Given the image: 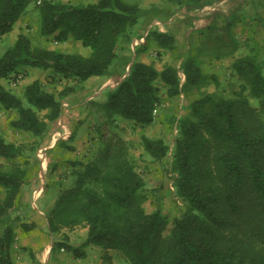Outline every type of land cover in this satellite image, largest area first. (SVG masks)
Masks as SVG:
<instances>
[{"label":"trees","instance_id":"obj_1","mask_svg":"<svg viewBox=\"0 0 264 264\" xmlns=\"http://www.w3.org/2000/svg\"><path fill=\"white\" fill-rule=\"evenodd\" d=\"M31 1L0 0V38L13 31ZM176 1L177 6L185 7L195 0ZM39 12L43 36H52L58 43L73 39L92 52L83 55L35 45L26 32H20L0 54V106L17 112L12 122L15 128L44 137L62 115L63 99L75 90V86L66 85L55 92L36 79L26 85L21 97L7 88L4 80L26 71L23 67L51 70L55 80L81 84L112 76L111 67L117 61L129 66L115 86L102 88L104 115L110 123L119 117L141 129L154 123L162 102L158 82L171 98L182 92L177 67L158 69L124 53L135 27L147 13L139 4L127 0L88 4L42 0ZM152 35L160 47L171 38L158 32ZM233 69L242 81L239 98L206 94L192 101L188 113L179 120L171 169L176 193L185 202L186 211L173 220L170 232L164 233L168 221L162 211L149 213L140 202L146 180L130 160L127 143L119 139L97 160L74 162L81 167L74 172V186L46 178V193L39 207L45 209L49 233L80 226L88 229L80 246L54 241L51 255L64 245L61 250L67 248L75 258L85 259L86 248L96 246L118 250L130 264H264V122L245 95L256 99L264 111V70L252 55L237 59ZM183 74L191 85L203 76L194 59L185 62ZM41 112H45L43 116ZM69 140H58L53 149L60 143L71 148L66 142ZM141 140L155 160L164 159L171 151L163 138L142 135ZM24 146L7 141L0 133V158L8 160L0 165V187L5 191L0 200V264H14L15 260L17 234L10 219L20 208L29 181L28 162H20ZM51 163L56 166V162ZM52 188L59 193L54 204L46 206ZM19 225L25 233L37 227L27 220ZM57 257L54 260L52 255L54 261ZM31 259L33 264H40L34 254Z\"/></svg>","mask_w":264,"mask_h":264},{"label":"rangeland","instance_id":"obj_2","mask_svg":"<svg viewBox=\"0 0 264 264\" xmlns=\"http://www.w3.org/2000/svg\"><path fill=\"white\" fill-rule=\"evenodd\" d=\"M62 1L88 4L97 0ZM127 1L139 4L147 13L140 19L142 23L135 27L124 53L131 54L135 49L140 50L142 45L135 48L133 42L145 36L146 31L150 32L146 38L150 36L155 39V36H151L153 32L169 34L171 38L161 49H157L155 45L148 47L152 50L155 67L162 69L166 65H173L179 69L184 88L180 95L171 98L167 94V88L158 82L163 95L162 102L155 111L154 123L141 129L119 117L114 118L110 124L104 119L106 97L102 88L107 84L114 86L118 79L107 81L108 79H102L101 76L77 84L74 80H55L51 70L32 68L4 80L5 86L21 97H24L26 85L36 79L40 80L45 88L55 92H60L66 85L75 86V90L63 99L62 115L52 123L44 137H35L15 128L12 122L18 117L17 112L4 110L0 106V133L7 141L25 145V155L20 158V162H28L26 165L30 168L29 181L21 196L20 208L11 213L10 219L17 234L13 250L18 256L25 253L29 258L31 254L36 258L38 253L42 257L48 254V248L54 241L69 242L75 246L83 244L87 236L83 226L64 229L66 231L52 235L45 227L25 233L21 230L19 222L30 221L31 211L35 210L36 204L40 205L45 196L47 179L54 182H57V179L63 180L68 187L74 186V172L81 169L78 165L74 166V162L81 160L88 163L97 160L119 139L127 143L130 160L146 180L140 202L149 213L156 209L162 211L168 221L164 233L168 234L173 220L186 211L185 202L176 193L174 172L171 169V154L179 120L188 113L192 101L206 94H218L226 98L240 97L238 93L241 91L242 81L233 69L237 59L252 55L262 63L264 70V0H195L193 5L197 6L189 7L190 11L186 8L179 10L176 0ZM40 4L42 0H32L21 18V24H15L12 32L0 38V54L16 41L19 30L26 32L35 45L51 46L83 55L92 52L90 47L73 39L57 43L52 36H43L40 30ZM153 5L161 6V11H155ZM213 6L216 7L214 11L211 9ZM156 14L158 15L155 20L159 23L153 24L151 20ZM150 24L152 26L149 28ZM188 59H194L203 74L196 85L187 84L183 74V65ZM245 95L249 99V106L256 110L264 122V111L258 101L248 96V93ZM44 113L41 112V116ZM142 135L154 139L163 138L170 145L169 155L162 160L153 159L142 144ZM69 138L66 142L71 148L60 143L53 149L58 140ZM7 162L5 158H0V165ZM51 162H56V166L53 167ZM57 195L55 188H52L46 206H51ZM4 196L5 191L0 187V200ZM62 247L65 246H58L57 253L52 254L54 260L56 254H60L55 264H130L118 250L87 247L88 258L77 259L67 248L61 250Z\"/></svg>","mask_w":264,"mask_h":264},{"label":"crops","instance_id":"obj_3","mask_svg":"<svg viewBox=\"0 0 264 264\" xmlns=\"http://www.w3.org/2000/svg\"><path fill=\"white\" fill-rule=\"evenodd\" d=\"M193 6L195 7L197 5H193L191 3V4L186 5L185 7H183V6L182 7H179V10L183 11V9L186 8L187 10L190 11L189 7L191 8ZM152 8L155 11L156 10L161 11L160 9L162 7L161 6H157V5H153ZM211 9L214 11V9H216V7L213 6ZM157 15L158 14H156V15H154V17H152L151 22L153 24L159 23L157 20H155V19H157V17L155 18V16H157ZM21 21L22 20L19 19V21H17L16 25H20L21 24ZM141 23H142V21L139 23V25ZM146 26L147 25H145L144 27L146 28ZM150 26H152V24L149 25V28H150ZM141 31L145 32L146 29H141ZM20 32H24V31L23 30L22 31L19 30V32L17 33V37H18V35H19ZM145 33H147V34H144L147 37L150 32L149 31H146ZM151 36H152V34H151ZM142 37H144V36H142ZM146 37H145L144 42L141 44L142 46L140 45L141 46L140 47V50H136L135 49L131 54L130 53L129 54L126 53V54H128V55L131 56L132 60H137V61H141V62H145V63H153V58H152V53H151L152 50H150V48L148 46L149 45H155L157 47V49H161L162 47L159 46L158 42L154 38H152V37L149 36V38H150L149 39V38H146ZM47 47L53 48L51 46H47ZM128 68H129V66L128 67H124V66L121 65V63H119L117 61L111 67V71L114 74L112 76H108V75L107 76H104V78H105V80L108 79L107 81H110V80L116 81L117 79L119 81L120 79H122L126 75V70L128 72ZM23 69L28 70V71L32 70L31 67H23ZM104 78L102 77V79H104ZM118 81H117V83H118ZM104 119H106V118L104 117ZM106 122H108V124H110V122L108 120H106ZM55 190L57 191V193H59V190L57 188ZM54 202H55V200L53 201V204H54ZM30 216H31V219L28 222H35L37 224V227L34 230H36V229L37 230H41V229H44V227L47 228V220H46V217H45V209L44 208H42L41 206L39 207V205L36 204L35 210L31 211V215ZM65 229H67V228H65ZM87 230H88L87 227H85L86 234H87ZM64 231H66V230H64ZM89 247H93V246H89ZM51 248H52V245L48 248V254H44L42 257L37 253L36 260L40 264H55V261L52 259V255L50 253L51 252ZM13 254H14V259H15L14 260V264H33V260L31 258H29V255H27L25 253L24 254H21L19 256L17 254H15V253H13ZM57 255L60 256V254H57ZM87 258L88 257H86L85 259H87Z\"/></svg>","mask_w":264,"mask_h":264},{"label":"built area","instance_id":"obj_4","mask_svg":"<svg viewBox=\"0 0 264 264\" xmlns=\"http://www.w3.org/2000/svg\"><path fill=\"white\" fill-rule=\"evenodd\" d=\"M40 2H41V0H40ZM145 37H146V35H145L144 37H141L140 39L134 41V42H133V47L136 48L137 46H140V45L144 42ZM57 43H58V42H57ZM17 81H18V79H17ZM115 85H116V84H114V86H115ZM107 86H108V84H107Z\"/></svg>","mask_w":264,"mask_h":264}]
</instances>
